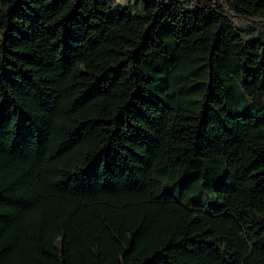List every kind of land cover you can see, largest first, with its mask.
I'll use <instances>...</instances> for the list:
<instances>
[{
    "label": "trees",
    "instance_id": "16d2710c",
    "mask_svg": "<svg viewBox=\"0 0 264 264\" xmlns=\"http://www.w3.org/2000/svg\"><path fill=\"white\" fill-rule=\"evenodd\" d=\"M0 0V264H264V0Z\"/></svg>",
    "mask_w": 264,
    "mask_h": 264
},
{
    "label": "rangeland",
    "instance_id": "374dc122",
    "mask_svg": "<svg viewBox=\"0 0 264 264\" xmlns=\"http://www.w3.org/2000/svg\"><path fill=\"white\" fill-rule=\"evenodd\" d=\"M116 5L132 6V13L136 14L144 5V0H112Z\"/></svg>",
    "mask_w": 264,
    "mask_h": 264
}]
</instances>
